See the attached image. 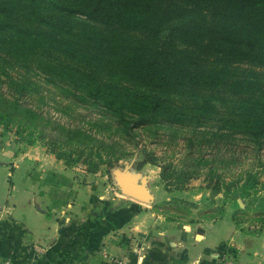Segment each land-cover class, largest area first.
<instances>
[{"label":"rangeland","instance_id":"1","mask_svg":"<svg viewBox=\"0 0 264 264\" xmlns=\"http://www.w3.org/2000/svg\"><path fill=\"white\" fill-rule=\"evenodd\" d=\"M38 1L0 0V22H7L0 29V143L60 154L68 176L86 185L95 173L110 197L123 193L146 202L158 187L169 200L156 206L173 221L211 222L231 214L242 231L263 232L264 66L210 64L197 77L213 82L205 90L152 91L116 74L100 78L94 70L110 62L106 56L76 61L45 48L37 34L48 28L37 22L51 10ZM219 1L241 8L239 19L249 13L245 1L264 3ZM50 20L52 30L87 23L82 15ZM118 35L129 43L149 40L133 31ZM93 87L101 91L98 102L84 93ZM144 159L153 163L138 166ZM118 180L136 193L127 194ZM243 184L247 190H238Z\"/></svg>","mask_w":264,"mask_h":264},{"label":"crops","instance_id":"2","mask_svg":"<svg viewBox=\"0 0 264 264\" xmlns=\"http://www.w3.org/2000/svg\"><path fill=\"white\" fill-rule=\"evenodd\" d=\"M68 174L53 154L0 143V261L111 264L104 249L119 264H217L227 247L235 264H264V231H242L231 214L173 221L156 206L169 200L158 187L146 203L110 197L95 173L86 185Z\"/></svg>","mask_w":264,"mask_h":264},{"label":"trees","instance_id":"3","mask_svg":"<svg viewBox=\"0 0 264 264\" xmlns=\"http://www.w3.org/2000/svg\"><path fill=\"white\" fill-rule=\"evenodd\" d=\"M40 1L51 10L47 16L41 13L37 22L48 28L38 29L37 34L45 41V48L76 61L106 56L110 62L94 70L100 78L116 74L152 91H175L182 86L205 90L213 82L202 83L197 77L206 75L210 64L220 69L237 63L264 66L263 2L245 1L249 13L239 19L236 12L241 13V8L235 10L219 0ZM60 14L82 15L87 23H76L73 31L52 30L50 18ZM6 24L1 21L0 29ZM110 28L112 32L108 33ZM129 31L146 34L148 42L129 43L118 35ZM55 76L69 81L66 75ZM84 93L94 102L101 95L100 89L94 87ZM152 96L149 102L154 105ZM103 104L111 106V100ZM56 157L61 159L62 155ZM145 163L153 161L144 159L138 166ZM96 168L93 166L88 172H95ZM238 190L247 187L243 184Z\"/></svg>","mask_w":264,"mask_h":264},{"label":"built area","instance_id":"4","mask_svg":"<svg viewBox=\"0 0 264 264\" xmlns=\"http://www.w3.org/2000/svg\"><path fill=\"white\" fill-rule=\"evenodd\" d=\"M33 248L37 252H43V248L38 245H34ZM101 256L105 261L110 262L111 264H119L120 262V260L116 256L110 255L104 249H101ZM0 264H11V261L10 259H3L0 261ZM217 264H235L234 255L231 250L226 247V249L218 257Z\"/></svg>","mask_w":264,"mask_h":264},{"label":"water","instance_id":"5","mask_svg":"<svg viewBox=\"0 0 264 264\" xmlns=\"http://www.w3.org/2000/svg\"><path fill=\"white\" fill-rule=\"evenodd\" d=\"M119 185L121 186V188L127 193L132 195L133 193H136V189H134L132 186L128 185L126 182L124 181H119Z\"/></svg>","mask_w":264,"mask_h":264}]
</instances>
